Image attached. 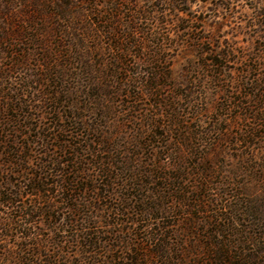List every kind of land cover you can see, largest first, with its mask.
<instances>
[{
    "label": "rangeland",
    "instance_id": "rangeland-1",
    "mask_svg": "<svg viewBox=\"0 0 264 264\" xmlns=\"http://www.w3.org/2000/svg\"><path fill=\"white\" fill-rule=\"evenodd\" d=\"M263 3L0 0V258L103 251L124 203L192 263L264 264Z\"/></svg>",
    "mask_w": 264,
    "mask_h": 264
},
{
    "label": "trees",
    "instance_id": "trees-1",
    "mask_svg": "<svg viewBox=\"0 0 264 264\" xmlns=\"http://www.w3.org/2000/svg\"><path fill=\"white\" fill-rule=\"evenodd\" d=\"M117 10V8H114ZM257 9V8H256ZM258 14H260L261 18H263L261 25L264 26V3L261 4V6L258 7ZM264 61V57L262 58ZM263 65V64H262ZM264 72V66H261ZM262 79L264 81V74L261 75ZM254 98L256 99L257 108H259L260 112L258 115L254 116L255 119L258 121H263L264 119V88L262 89V92L260 94H255ZM262 129L258 130L259 134H254L256 137H264V126H261ZM73 187V186H72ZM72 187H64V190L72 192ZM88 188H83V190H79L81 194L83 192L87 191ZM89 191V190H88ZM95 191V188L93 189ZM98 194V193H97ZM96 196H99L98 194ZM73 194H70L67 196L65 195V198L68 199L72 198ZM9 201H14L12 198H6L4 196V192H0V203H6ZM117 205L111 206V209H114L117 211V215H123L126 216V219H116L114 224L122 225V222L132 223L134 225V221H136L138 224L135 226V228H124L125 234L133 235L136 240L133 244H131L133 238L129 236H121L123 230H119L116 234L114 233V238H112L113 243H110V240L107 242H104V248L103 251H100L101 248V241L98 239L99 237H94L95 233L87 232L85 235L82 233L75 234L74 240L72 241L73 247L77 248V255L79 256L78 260H75V262L69 260V258L66 260V264H207V262H198V263H192L191 261H188L185 259L186 256V249L184 247L171 244L169 242L170 239V233L168 232L166 226H158V227H152L149 225H143L144 219H134L130 215L129 210L131 207L129 205H125L124 203L120 204H114ZM109 207V206H108ZM129 207V209H128ZM24 214L31 215L30 212L24 210ZM135 214H138L139 216H142L141 211L135 212ZM145 215V214H144ZM150 215V214H149ZM48 217H52V215L47 214ZM73 222V221H72ZM88 228V227H87ZM90 229V228H88ZM142 233L141 234H138ZM26 235L25 232H21ZM216 234H220L219 230H215ZM141 236V237H140ZM140 237V238H139ZM110 243V244H109ZM221 243V244H220ZM219 244H214V246H219V248L223 247V249H220L219 251L215 252L214 254V262H222L225 261L229 255V250L225 249V246L228 248L226 243L220 242ZM30 244V243H29ZM213 244V243H212ZM210 242V247H211ZM36 245L39 246L37 243ZM34 243L30 246L35 247ZM109 245V246H108ZM86 248L83 250V248ZM34 249V248H33ZM38 249V248H37ZM25 250V249H24ZM186 250V251H185ZM56 255L52 254H45L43 255L40 250H32L30 253H25L15 255L13 253H8L7 255L11 256L10 261L7 258V260H4L0 258V264H37L38 260L39 262H44V264H58L57 260L60 258L62 259L63 256L58 254V251L56 252ZM189 253V252H188ZM36 255V256H35ZM62 256V257H61ZM6 257V256H5ZM188 257V256H187ZM223 259V260H222ZM222 260V261H221ZM233 264H240V262H235Z\"/></svg>",
    "mask_w": 264,
    "mask_h": 264
}]
</instances>
